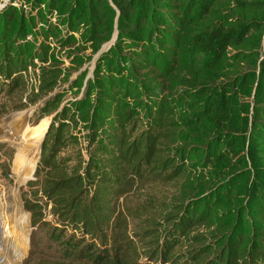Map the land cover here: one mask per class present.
<instances>
[{
  "label": "rangeland",
  "instance_id": "rangeland-1",
  "mask_svg": "<svg viewBox=\"0 0 264 264\" xmlns=\"http://www.w3.org/2000/svg\"><path fill=\"white\" fill-rule=\"evenodd\" d=\"M76 1L0 0L1 29L6 23L15 35L20 36L22 32L21 36L35 53L32 59L34 66L28 67L27 71L22 73L24 85L16 89L11 96H0V145L14 150L10 176L6 179L0 178V196L4 195L3 200L0 198V208L7 209L8 215H15L16 210L12 209V195L16 190L19 193V204L29 218L28 231L24 236L27 238V245L23 248L24 237L12 231L11 224L5 223L12 249L10 257L0 255V263L87 264L62 261L49 250L43 234L32 233L31 217L25 209L24 201L33 200L27 183L21 185L18 179L19 173L24 171V159L19 156L15 147L4 140L25 139L26 146L22 149L25 161L30 158L39 160L45 136L48 132L60 128L61 124L57 123V119L69 117L70 125L65 129L66 136L73 134L78 148L82 149L83 155L86 156L84 149L87 130L79 110L89 100L94 99L95 95H90L91 89L98 90L101 85V76L105 72L101 73L98 65L105 57L116 60L123 57V62L130 60L135 77L152 82L167 95L184 92L193 94L201 90L204 96L196 101L216 99L224 111L217 112L204 124L197 125L190 131H179L184 136L186 134V137L183 141L175 143L173 148L184 144L193 148L196 152L194 158L184 165L188 167L192 163L193 169L190 168L168 183L133 187L122 208V199L127 194V189H124L117 204L125 216L122 221L123 230L136 252L140 254L141 248L150 244H147L148 239H145L148 229L163 228L164 220H173L183 206L191 201L196 202L201 209L205 204L214 212L215 216L212 218L221 221L195 226L186 235L189 239L183 240V245L177 250L182 254H186L183 252L188 250L199 253L196 264H206L216 259L225 253L223 251L228 246L226 241L229 236H239V232L244 231V228L253 222L252 217L245 212L252 207V198L246 194L247 187H264V177L260 175L262 166L252 150L253 144H256L254 141H262L261 138H264L261 132L263 129L260 127L264 125V91H261L260 87L264 84V0H216L211 1L203 12L193 8V14H183L185 5L190 0H184L182 3L180 0H156L158 9L170 13L173 17L172 24L179 30L177 32L170 25H163L166 21L161 24V27L167 30L166 35L171 36L177 46L172 56V71L168 76L162 75L154 65H144L146 56L141 53L144 49L132 43V37L124 39V46L115 47L118 36L117 12L111 22L97 23L103 33L81 36L76 31L78 24L75 25L76 17L81 13L77 7L79 1ZM105 1L114 9L111 0ZM86 3L87 0L81 6ZM64 6H68L67 9H64ZM85 25L86 22L79 23L81 28ZM250 30L253 35L249 39H244L234 46L224 45L222 51L210 61L203 63L196 57L197 53L193 48L196 36H209L212 32L236 35L240 31L244 34ZM14 38L13 35H7L0 44L14 52V46H11ZM41 47L43 49H40ZM36 54H39L38 58ZM218 60L220 63H215ZM97 73H100L101 78L98 81ZM194 101L191 100V103ZM184 102L185 108H193L194 105H190V102ZM170 104L171 108L178 106L172 101ZM63 123L68 124L65 119ZM41 126H44L43 135L34 147V135L30 134L24 138V131L25 128L36 130ZM254 135L257 138L252 141ZM220 136H227L228 140L233 137L238 142L235 149L238 157L222 147L218 149L219 145L216 144L211 149L210 157L212 159L213 154L218 152L222 155V160L204 163L205 151L208 150L207 142ZM198 148L200 151H197ZM0 157L9 162V158L4 155L0 154ZM245 176L251 179L249 184L240 182L249 181L248 178L243 179ZM31 180H34V177ZM228 187L233 189L223 198L222 192ZM37 189V186H34L32 190ZM39 203L40 208L35 217L53 224L50 215L51 204L45 200ZM140 209L146 214L140 215ZM243 235L248 238L251 236L248 229H245Z\"/></svg>",
  "mask_w": 264,
  "mask_h": 264
},
{
  "label": "trees",
  "instance_id": "trees-1",
  "mask_svg": "<svg viewBox=\"0 0 264 264\" xmlns=\"http://www.w3.org/2000/svg\"><path fill=\"white\" fill-rule=\"evenodd\" d=\"M78 1L77 7L81 13L76 17L75 25L78 24L76 31L81 36L103 33L97 23L111 22L117 12L118 36L115 47L124 46V39L132 37L131 42L144 49L141 52L146 56L144 65H154L162 75L171 73L172 56L177 46L171 36L166 35L167 30L161 24L166 21L163 25H170L177 32L179 30L172 24V15L158 9L156 0H111L114 9L105 0H87L84 6L81 5L86 0ZM180 1L182 3L184 0ZM211 1L216 0H190L183 14H193V8L203 12ZM67 7L64 6V9ZM84 22L86 25L81 28L79 23ZM242 32L236 35L212 32L209 36H196V40H193L196 57L206 63L218 55L224 45L234 46L253 35L251 30L244 34ZM0 33V42L7 35L15 36L11 44L14 52L0 44V96H11L24 85L22 73L34 66L32 59L35 53L21 36L22 32L20 36L15 35L5 23L2 29L0 27ZM36 55L38 58L39 54ZM123 59L105 57L99 63V71L105 72L101 76V85L98 90L91 89L90 95L93 93L94 99L79 110L87 130L86 156L78 148L75 136H66L69 117L57 119L60 128L45 136L35 171L27 181L33 201H24L25 209L30 213L32 233L43 234L49 250L62 261L87 264H196L199 253L188 250L182 254L177 248L183 245V240L189 239L186 235L195 226L221 221L212 218L215 214L210 211L211 208L204 204L201 209L193 201L183 206L173 220H164L163 228L145 232L147 244H150L141 248L140 254L123 230L125 216L118 208V198L121 191L127 189L122 199L123 208L133 187L168 183L190 168L193 169L192 163L188 167L184 166L194 158L196 152L193 148L186 144L173 148L175 143L186 137L179 131H190L204 124L217 112L224 111L216 99L204 100L203 104L196 101L204 96L201 90L193 94L184 92L167 95L152 82L135 77L132 73L133 64L130 60L123 62ZM215 63L220 62L218 60ZM99 79L100 73H97L96 81ZM260 87L264 91V84ZM185 100L186 104L190 102V105H194L193 108H185ZM191 100L195 101L191 103ZM171 101L178 106L171 108ZM20 106H17L18 109ZM64 119L68 124L63 123ZM260 127L264 135V125ZM256 138L254 135L251 139L253 141ZM261 139L254 141L256 144H253L252 150L261 163L260 175L264 177V156H259L264 155V138ZM207 144L204 163L222 160L218 152L213 154L212 159L210 157L211 149L216 144L219 145L218 149L222 147L238 157L235 150L238 142L233 137L228 140L227 136H220ZM0 154L9 158V162H6L0 157V178L6 179L10 176L14 150L0 145ZM32 177L34 180H31ZM247 178L249 181L240 182L249 184L251 179L248 176L243 179ZM34 186L38 188L36 191L32 190ZM231 189L228 187L223 191L222 197H227ZM246 194L252 198V207L245 212L252 217L253 222L244 231L248 229L251 236L248 238L243 235V230L237 237L231 234L226 241L228 246L223 251L225 253L206 264H264V187H247ZM42 200L51 204L53 224L35 217ZM144 214L146 212L140 209V215Z\"/></svg>",
  "mask_w": 264,
  "mask_h": 264
},
{
  "label": "bare ground",
  "instance_id": "bare-ground-1",
  "mask_svg": "<svg viewBox=\"0 0 264 264\" xmlns=\"http://www.w3.org/2000/svg\"><path fill=\"white\" fill-rule=\"evenodd\" d=\"M43 129H44V126L36 128V130H35V128H34V130H31L30 128H25L24 138H26L30 134H33L34 135L33 145H34V147H36L38 145V143L41 141V137L43 135ZM4 141L7 143H10V145L15 147L19 156L22 159H24V163H25L24 171L20 172L18 175V179H19L20 184L24 185L30 179L32 172L35 171V160H36V158L26 159V161H25V155L22 152V149H24V147L26 146L25 139L23 141H15V139H5ZM2 196L4 197V195L0 196L1 200H3ZM12 199L14 201L13 202L14 207L12 206L13 207L12 209L16 210V213L14 212L15 215H8L7 209H5L4 207L0 208V255L5 256V257L11 256V249H12L11 248L12 246L9 242V240H10L9 230H8L7 226L5 225V223L11 224L13 227L12 231L17 232L22 237H24L26 235V233L28 231V224H29V218L23 212V210L19 204V199H20L19 193L16 192V190L14 191V193L12 195ZM25 245H27V238L24 237V242H23L22 248L25 247ZM0 264H2V263H0Z\"/></svg>",
  "mask_w": 264,
  "mask_h": 264
},
{
  "label": "water",
  "instance_id": "water-1",
  "mask_svg": "<svg viewBox=\"0 0 264 264\" xmlns=\"http://www.w3.org/2000/svg\"><path fill=\"white\" fill-rule=\"evenodd\" d=\"M37 162H38V160L36 159V160H35V167H36Z\"/></svg>",
  "mask_w": 264,
  "mask_h": 264
}]
</instances>
